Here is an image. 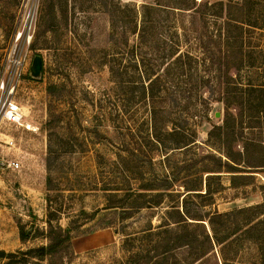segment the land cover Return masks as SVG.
I'll return each instance as SVG.
<instances>
[{"label": "rangeland", "instance_id": "obj_1", "mask_svg": "<svg viewBox=\"0 0 264 264\" xmlns=\"http://www.w3.org/2000/svg\"><path fill=\"white\" fill-rule=\"evenodd\" d=\"M147 1L0 0V74L13 68L12 62L8 65L11 60L19 65L15 100L23 113L22 125L0 120V160L19 161L17 168L0 166V250L15 252L44 245L47 220L64 227L69 219L77 218L81 228L72 239V255L64 257L61 264H120L132 252L148 249L152 253L155 244L161 248L156 241L165 227L170 205L179 204L183 197V182L197 180L200 174L202 180L206 177L203 169L212 168L214 162L204 158V154H223L207 131L221 122L225 108L214 100L217 91L211 98L206 90L193 87L200 76L211 84L215 82V71L211 67L205 71L202 68L201 61L207 55L202 45L208 42L213 46L218 39L214 36L210 40L190 3L176 5V0H159L158 16L175 50L198 59L186 60L190 69L185 68L178 78L187 81L180 83L184 90L180 87L178 93L166 94L163 104L171 114L167 117L173 116L177 122L185 119L184 134L194 136L195 141L186 147L170 148L169 139L162 132L160 144L148 140L143 122L149 120V114L138 86L145 80L148 66L161 62L164 44L159 45V53L149 51L146 46L130 53L123 46L122 37L126 33L129 42L138 41L136 35L129 33L128 20L132 9L139 10ZM214 1L217 0H209ZM29 10L33 13V30L27 41L28 33L22 32L21 26ZM218 18L210 15L207 32H215L211 26L220 24L222 20ZM257 18L261 23L264 5ZM243 28L236 42L230 39L233 45L228 50L233 64H240V59L244 63L239 73L232 70V87L227 94L232 100L242 96V126L237 132H229V140L230 146L239 148L246 143L252 153L255 145L251 141L264 146V110L261 116L256 111L263 105L262 93L243 89L248 83L259 84L264 80V25ZM18 31L21 35L15 40ZM35 54L42 60V74L37 80L26 76ZM111 63L127 68L135 89L128 111L118 110L120 115L125 112L120 127L111 119V114L117 112L113 104L120 96L108 72ZM197 65L203 74L196 73ZM234 84L238 89L233 88ZM199 93L210 98L207 118ZM185 98L191 99V108L197 106L196 110H181L180 100ZM230 110L236 112L234 107ZM216 111L220 112L219 117L215 116ZM10 139L11 146L5 143ZM115 152L129 156L125 168L114 163ZM187 163L191 166L184 169ZM165 174L177 177L171 187L172 195L159 205L140 208L128 218L114 217V207H107L138 198V192H143L139 189L142 184ZM221 174L210 180L212 187L217 188L213 195L188 198V204L198 203L202 204V210L225 212L262 201L259 184H264V171L254 173V187H232L227 173ZM19 225L27 231L25 241L19 239ZM164 256L163 264H221L218 247L191 263L185 246ZM258 258V247L244 240L235 260L258 264ZM4 261L0 259V264ZM33 262L34 259L29 264ZM39 264L50 262L43 259Z\"/></svg>", "mask_w": 264, "mask_h": 264}, {"label": "trees", "instance_id": "obj_2", "mask_svg": "<svg viewBox=\"0 0 264 264\" xmlns=\"http://www.w3.org/2000/svg\"><path fill=\"white\" fill-rule=\"evenodd\" d=\"M158 1L148 0L141 4L139 10L132 9V17L128 20L130 23L129 33L136 35L138 41L129 42L127 34L122 33L123 46L130 53L135 52L136 49L140 50L143 46L149 48L148 50L151 52L157 51L159 53V45L164 44L159 56L161 62L158 65L152 64L148 66V70L146 69L144 73L145 80H142L138 86L141 98L144 100L149 114V120H145L143 124L146 123V134L150 142L160 144L163 140L159 134L162 132L169 139L168 145L170 148H181L195 141L193 139L194 136L192 137L188 133L184 134L185 119L177 122V120H173V116L167 117V115L171 114H168L170 111L165 110L167 106L163 104V101L166 99V94L168 96L172 93H178L180 87L184 90L180 83L187 81L178 78L184 73L183 70L185 68L190 69L189 66H186V60L188 62L189 60L197 61L198 57L190 56L186 52H178L173 47V43H169L167 39L169 33L166 32V28L160 20L161 17L158 16ZM176 1L174 3L181 6H187L190 3V8L195 10V14L198 20L203 23L204 31L210 40H213L214 36L218 39V42L213 46H209L208 42L206 43L207 45H202L204 53L207 54L201 61L202 68L205 71L211 67L215 71V82L211 84L210 81L203 80L204 78L200 76L193 87H196L199 91L206 90L211 95V98H214L212 94L217 91L218 96L214 100L223 104L225 108L221 122L213 124L207 131L209 139H212V143L221 149L223 154L218 156H215L213 152L204 154V158H211L214 162L212 168L203 169L207 173L206 177L202 180V175L200 174L197 180H190V183L187 182L188 180L183 182L182 185L185 189L183 197L179 204L170 205L166 221L163 223L165 227L159 233L160 235L158 234V241L156 243L161 248H157V244H155L152 253L148 249L132 252L126 261L120 264H163L166 253L182 246H185L190 253V263L195 262L210 250L218 247L221 255V264H250L236 263L237 261L235 260L237 251L242 247L244 240L258 247V264H264V184H259L260 189L263 191L261 202L243 207H233L231 210L225 212L202 210V204L194 203L191 206L187 201L188 198L192 197L213 195L217 191V188L212 187L210 180L215 176L219 177V175H222V172L227 173L225 175H228L227 178L232 187L249 185H253L254 187L256 185L254 173L264 171V146H261L259 142H250L252 145H255L252 153L248 150L246 143L242 144V148L236 145L230 146L229 132H237L236 129L242 126L240 112L242 106L240 100L242 96L240 98L235 97L232 100L227 95L230 92L229 89L232 87L230 86L232 70L239 73L241 65L244 64L241 59L240 64H233V60L231 62L228 50L233 44L230 42V39L234 38L236 42L242 35L244 25L256 28L264 25V18L261 19V23L257 18L260 7L264 5V0ZM211 14L222 20L218 26H211L215 28L214 33L212 31L207 32V29L210 28L207 21L210 20ZM161 31L165 32L162 33ZM199 38L202 40L201 35ZM205 58H208L207 61ZM112 60L114 61V59ZM195 67L198 75L203 74L199 73L197 69L200 68L199 65ZM108 72L117 87L118 93H120L119 99L113 104L116 106L117 112L111 114L112 122L120 127L121 118H123L121 115L125 112L120 115L118 110L123 108L124 111H128L135 89L134 86H131L132 82L128 76L126 67L123 68L118 64L111 63L108 65ZM26 76L29 77L28 73ZM175 85L177 88H174ZM234 87L238 89L236 84H234ZM183 90H181L182 93L184 92ZM243 91H258L262 93L263 105L260 109H256L261 116L262 114L260 113L264 110V80L259 84L248 83ZM199 95L203 115L207 118V111L211 106L210 98L200 93ZM181 102V110H185L186 112H191V109L196 110L197 106L191 108V99L185 98L180 100ZM230 107H234L236 112H232ZM215 131L216 133H214ZM115 156V164H119L123 168L128 165L129 156L127 154L115 152ZM189 165L191 166V164L187 163L184 169H188ZM176 177L170 178L167 174L162 177L154 176L151 180H147V182L140 186L139 189H143V192H138V198L130 199L129 202L126 201L123 204L107 207H114V217L128 218L132 216L133 211L140 208L159 205L168 195H172L171 187L175 184L174 179ZM202 187L204 188L203 192L201 191ZM112 189L117 190L119 188ZM82 211L81 213L86 214L84 210ZM47 223L45 232V237L47 238L46 244L19 249L15 252L0 250V259L5 260L3 264H29L32 259H34L33 264H39V261L43 259H48L50 264H61L64 257L68 258V256L72 255V239L74 234L81 228L78 219H69L64 227L59 224H52L50 220H47ZM190 226L192 228L189 229L188 227ZM18 234L19 239L22 241L28 238L27 231L22 225L18 226Z\"/></svg>", "mask_w": 264, "mask_h": 264}, {"label": "built area", "instance_id": "obj_3", "mask_svg": "<svg viewBox=\"0 0 264 264\" xmlns=\"http://www.w3.org/2000/svg\"><path fill=\"white\" fill-rule=\"evenodd\" d=\"M32 11L29 10L25 13L24 19L22 22L21 30L22 32H27L26 40H30V32L33 30V19ZM21 35V32L18 31L15 40H18ZM12 62V64H11ZM12 65V69L6 73V69L2 70L0 74V120L6 121L8 123L22 125L23 113L21 106L15 100L16 88L20 78V71L16 69V66H19L13 60L8 62V65ZM9 146L12 145V140H7ZM0 166L17 168L19 167L18 160H0Z\"/></svg>", "mask_w": 264, "mask_h": 264}, {"label": "water", "instance_id": "obj_4", "mask_svg": "<svg viewBox=\"0 0 264 264\" xmlns=\"http://www.w3.org/2000/svg\"><path fill=\"white\" fill-rule=\"evenodd\" d=\"M41 56L38 54H35L31 60L29 69H28V75L29 77H31L32 79H40L41 78ZM215 116L219 117L220 116V112L216 111L215 112Z\"/></svg>", "mask_w": 264, "mask_h": 264}]
</instances>
